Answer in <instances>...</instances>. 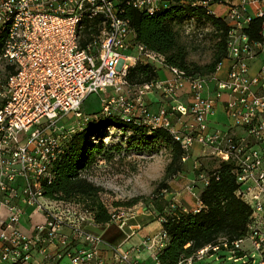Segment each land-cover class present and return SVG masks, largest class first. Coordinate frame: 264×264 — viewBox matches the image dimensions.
<instances>
[{"label":"built area","instance_id":"2783aa9c","mask_svg":"<svg viewBox=\"0 0 264 264\" xmlns=\"http://www.w3.org/2000/svg\"><path fill=\"white\" fill-rule=\"evenodd\" d=\"M181 2L204 7L230 26L227 58L213 75H187L168 65L164 54L135 42L129 10L153 14L169 7L170 0H0V61L14 68L6 79L0 76V207L8 212L0 214L2 263L27 264L36 252L50 257L49 245L55 243L62 249L58 257L68 258L63 264H111L102 254L103 237L87 229L92 213L46 197L42 182L53 180V167L76 132L61 125L64 118L87 122L119 115L126 122L168 131L184 150V162L197 142L236 167L237 195L253 210L246 236L220 238L179 264H197L223 250L234 263L264 264V62L252 72L264 50V23L260 39L250 33L253 19L264 16V0ZM218 5H225V11L217 12ZM138 59L168 68L172 77L131 85L128 70ZM225 63L228 72L220 78L216 74ZM186 85L188 99L180 101ZM91 94L100 96L102 108L87 115L82 106ZM150 95L156 96L157 107ZM219 104L229 120L226 129L211 126ZM199 164L196 160L195 167ZM202 178L207 185L209 176ZM187 188L196 202L192 210L199 212L204 206L199 191L194 183ZM27 207L46 216L33 234L21 229ZM111 216L124 226L135 214L120 210ZM65 227L70 234L63 232ZM167 241L162 229L143 243L156 264ZM74 243L82 246L69 249ZM108 247L120 264H138L121 246Z\"/></svg>","mask_w":264,"mask_h":264},{"label":"trees","instance_id":"16d2710c","mask_svg":"<svg viewBox=\"0 0 264 264\" xmlns=\"http://www.w3.org/2000/svg\"><path fill=\"white\" fill-rule=\"evenodd\" d=\"M170 1L169 7H162L153 14L145 10H129L135 42L164 54L168 65L179 67L186 71L187 75L215 74L218 65L227 58V35L230 27L228 22L224 17L209 14L204 7L183 4L181 0ZM186 17H197L209 22L214 28L212 54L210 60L205 63L189 59V50L182 41L178 27ZM263 23L264 16L254 18L251 23L250 33L256 39L261 37ZM2 44L0 42V53ZM6 68L8 75L14 72L13 67L6 65ZM158 78L157 68L144 59H138L127 74V79L133 86ZM89 122L91 123L86 129L73 134L66 153L53 167V180L42 182L46 197L92 213L93 222L97 225L111 222L112 212L101 198L102 187L82 174V171L91 167L102 151V147H96L91 142V137H96L100 132L91 125L99 124L100 130L113 127L122 133L132 131L146 136L170 152L171 159L165 168L164 179L159 185L158 193L150 201L155 206L158 217L163 219V229L168 234V241L158 255L159 264H179L180 260L220 238L234 241L246 236L253 210L250 204L237 195L240 183L232 162L220 161L215 157L219 164L213 167L211 164L204 165L200 158L198 159L201 167L195 170L196 174L206 171L205 167H210L206 171L209 183L202 189L195 184L204 206L199 212L184 211L181 205L168 199L167 194L171 190L170 180L186 170L185 163L190 159L186 162L182 160L184 150L168 131L150 129L134 121L126 122L119 115L101 116L98 119H90ZM104 156L109 161L112 158ZM136 202L137 200L129 204Z\"/></svg>","mask_w":264,"mask_h":264},{"label":"rangeland","instance_id":"374dc122","mask_svg":"<svg viewBox=\"0 0 264 264\" xmlns=\"http://www.w3.org/2000/svg\"><path fill=\"white\" fill-rule=\"evenodd\" d=\"M215 10L221 12L218 6H215ZM178 27L182 41L189 50V59L198 63L209 61L213 47V26L197 17H186ZM133 53V51H127V54ZM255 61L257 65L264 62V50ZM158 67L161 78L168 77V70L162 66ZM0 76L3 78L8 76L6 65L1 61ZM101 108L102 102L98 94H91L82 106L83 112L87 115H93ZM90 123L88 121L86 124L70 115L62 120L61 125L78 132L86 129ZM91 126L100 131L96 137H91V142L96 147H102V151L97 155L91 167L82 171V174L102 187L101 198L111 212L122 210L138 216L158 218V212L150 201L158 193L159 185L164 179L165 168L171 159L169 150L156 141H150L146 136L135 134L132 131L122 133L113 127L100 130L99 124ZM199 145L197 142L194 143L193 152ZM199 152V158L204 165L211 164L214 167L219 164V161L208 150L201 149ZM104 155L111 156V160H106ZM185 164L187 170L188 164ZM200 167L199 164L193 169L198 170ZM209 168L205 167V170L208 171ZM206 171L202 172L208 174ZM173 179L175 177L171 180ZM172 195L173 193L169 191L167 198L175 201ZM135 200H137L135 204H129ZM230 256L232 254L229 251L223 250L197 264H242L241 261L234 263L233 260L228 259Z\"/></svg>","mask_w":264,"mask_h":264},{"label":"crops","instance_id":"0c3cea01","mask_svg":"<svg viewBox=\"0 0 264 264\" xmlns=\"http://www.w3.org/2000/svg\"><path fill=\"white\" fill-rule=\"evenodd\" d=\"M218 8L221 12L225 11V5H218ZM159 70V67H156ZM165 70H168V77L163 79H168L172 77L169 69L166 67ZM257 63L252 67V72H255L258 69ZM228 72V63H225L223 67L217 72V76L224 78ZM159 73V71H158ZM159 77L161 78L160 74ZM188 90L189 87L186 85L183 90L179 93V100L186 101L188 99ZM156 99L155 95H150L149 102L153 107H157V102H154ZM153 101V102H152ZM229 125V120L224 111V105L219 104L216 113L211 117V126L221 127L226 129ZM264 145V144H263ZM201 146H197L195 152H192V157L188 161L187 170L183 171L171 180L169 183L171 185L170 192L173 193L172 198L176 203L181 205L183 208L192 210L196 206V202L188 191L187 186L189 184H197L200 189L204 187V180L200 172L196 174L195 170V161L199 159ZM21 182V180H20ZM0 214L6 216L8 214L6 208L0 207ZM46 222V216L43 211L35 212L33 207H27L26 213L22 216L21 219V229L25 234H33L35 232V226L38 224H44ZM87 229L97 234H100L105 244L103 245L102 254L107 262L111 264H120L115 258L113 251L108 247L111 246H121L124 250L128 251L130 257L138 261V264H156L152 251L144 246V241L151 236L159 233L163 229L161 218L156 217H144L135 215L134 217H128L124 226H120L118 222H110L106 225H97L94 222H89L87 224ZM63 232L66 234L71 233L69 227H65ZM82 245L74 243L69 249L76 250ZM62 249L58 247L57 244H50L49 251L50 257H45L43 254L36 252L33 259L27 264H63L68 261L66 256L58 257L59 252ZM62 252V251H61ZM0 264H3L0 261ZM93 264V263H92Z\"/></svg>","mask_w":264,"mask_h":264}]
</instances>
